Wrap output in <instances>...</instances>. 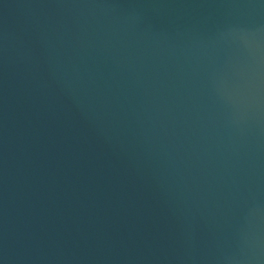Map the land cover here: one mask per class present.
Wrapping results in <instances>:
<instances>
[{
    "label": "water",
    "instance_id": "95a60500",
    "mask_svg": "<svg viewBox=\"0 0 264 264\" xmlns=\"http://www.w3.org/2000/svg\"><path fill=\"white\" fill-rule=\"evenodd\" d=\"M0 264H264V0H0Z\"/></svg>",
    "mask_w": 264,
    "mask_h": 264
}]
</instances>
